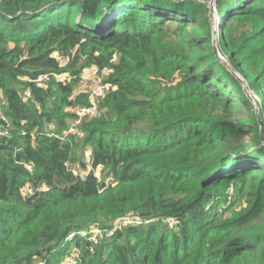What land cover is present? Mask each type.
Masks as SVG:
<instances>
[{
    "label": "trees",
    "instance_id": "trees-1",
    "mask_svg": "<svg viewBox=\"0 0 264 264\" xmlns=\"http://www.w3.org/2000/svg\"><path fill=\"white\" fill-rule=\"evenodd\" d=\"M205 1L0 0V264H264V143ZM217 9L264 120V47L246 54L264 44V0ZM93 65L113 89L52 136L90 104L75 91ZM96 227L112 234L92 253Z\"/></svg>",
    "mask_w": 264,
    "mask_h": 264
},
{
    "label": "rangeland",
    "instance_id": "rangeland-1",
    "mask_svg": "<svg viewBox=\"0 0 264 264\" xmlns=\"http://www.w3.org/2000/svg\"><path fill=\"white\" fill-rule=\"evenodd\" d=\"M206 5L208 6L209 8V16L212 20V30H213V37H212V42H213V46H214V50L218 56V59L223 63V65L225 66V68L230 71L234 76L235 78H237V81L239 82L240 86L242 87V89L245 91V93L247 94V96L250 98V100L254 103L255 105V109H256V102L258 101H261V99H263L262 97H260L256 91L249 85L248 83V80L241 74L239 73L235 68H234V65L232 64V62L230 60H228V57L226 55H223L222 53V49H221V46L219 45V41H218V38H219V33H218V27H219V19H220V15H219V11L217 9V6H218V0H215L214 2H212V0H207L205 1ZM232 25V24H231ZM242 27L240 26V23L237 22V23H234L232 26H231V29H230V33L232 36H234L235 38H238L241 33H242ZM264 47V44H255L252 48L250 49H246V54L249 52V51H253V50H259V49H263ZM94 66V65H93ZM93 66H90V67H86L82 70L80 76H81V80H80V85L78 86V89L82 88V87H89V86H92L94 85L96 82H99L103 79H107V78H110L109 75L112 73H109L107 71H101V72H98L96 73L94 71V68ZM64 76V74H62V77ZM77 89V90H78ZM76 90V91H77ZM75 91V92H76ZM23 97H25V94L23 93L22 94ZM256 101V102H254ZM257 102V103H258ZM259 104V103H258ZM259 108V107H258ZM102 111V110H101ZM99 110V113L101 112ZM70 121V120H69ZM264 143V142H263ZM89 149V148H88ZM86 152L87 150H84V151H81L79 149L76 150V157H77V162L75 163H71L69 168L71 170H73L76 175H79V176H84L87 172V169L83 168L80 166L79 162L81 159H84L87 158V155H86ZM86 162L89 164L88 160H86ZM96 174L99 178H103V174L104 172L102 171V168L98 169L96 171ZM73 236V235H72ZM107 238L106 236H104L101 241L103 242V240ZM100 241V243H102ZM82 249V248H81ZM73 258V257H72ZM71 258V259H72ZM71 259H69L71 261ZM69 260H63V262L65 261L66 263H69L70 261ZM73 260V259H72ZM60 263V264H63ZM65 264V263H64Z\"/></svg>",
    "mask_w": 264,
    "mask_h": 264
},
{
    "label": "built area",
    "instance_id": "built-area-1",
    "mask_svg": "<svg viewBox=\"0 0 264 264\" xmlns=\"http://www.w3.org/2000/svg\"><path fill=\"white\" fill-rule=\"evenodd\" d=\"M59 60L61 62H66L67 58L60 56ZM93 68H94V71L96 73L104 71V70L109 72V73L112 72V69H110V68L100 69V67L97 65H94ZM48 78H49L48 75H44V76H40L36 80L37 81H46V80H48ZM112 89H113V85L110 82H108L106 79H103L99 82H96L92 86L82 87V88L78 89L75 92V95L80 93V92H87L88 100H89L90 104L86 105V106L75 107L73 112H74V114H76V116H74L73 119L69 122V126L64 128L61 132H52L51 135L54 137H57L61 140H64L67 137H69L71 134L79 132L83 117H85L86 115H90V116L95 115L99 109L98 102L100 101V99L102 97L107 95ZM28 95H29V93H28ZM87 160H88L89 164H91V160H92L91 153L87 154ZM30 167L31 166L29 165L28 168H30ZM128 222H130V221H126V222H124V224H126ZM137 223H139V222H137ZM121 224L122 223L118 224L116 226V228H118V227L120 228ZM82 234L83 235L88 234L87 235L88 241L90 242L89 250H90V252L93 253L96 251V247L100 244V241L104 236H106V237L111 236L112 229H104V228L96 227V228H93L89 232L83 231ZM79 254H80L79 252H76L74 258H72L73 260L71 259V261L69 263H66V264H72V263L76 264L77 261L79 260Z\"/></svg>",
    "mask_w": 264,
    "mask_h": 264
},
{
    "label": "water",
    "instance_id": "water-1",
    "mask_svg": "<svg viewBox=\"0 0 264 264\" xmlns=\"http://www.w3.org/2000/svg\"><path fill=\"white\" fill-rule=\"evenodd\" d=\"M215 0H212V2H214ZM256 102V101H254ZM256 115H257V118H258V122H259V127H260V133H261V138L264 142V120H263V117L260 113V110H259V104L256 102Z\"/></svg>",
    "mask_w": 264,
    "mask_h": 264
}]
</instances>
